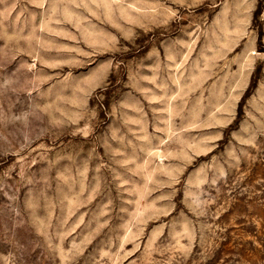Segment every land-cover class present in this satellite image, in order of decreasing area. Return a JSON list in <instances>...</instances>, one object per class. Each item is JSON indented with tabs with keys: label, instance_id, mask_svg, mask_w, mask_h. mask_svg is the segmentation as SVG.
<instances>
[{
	"label": "rangeland",
	"instance_id": "rangeland-1",
	"mask_svg": "<svg viewBox=\"0 0 264 264\" xmlns=\"http://www.w3.org/2000/svg\"><path fill=\"white\" fill-rule=\"evenodd\" d=\"M259 0H0V264H264Z\"/></svg>",
	"mask_w": 264,
	"mask_h": 264
},
{
	"label": "trees",
	"instance_id": "trees-1",
	"mask_svg": "<svg viewBox=\"0 0 264 264\" xmlns=\"http://www.w3.org/2000/svg\"><path fill=\"white\" fill-rule=\"evenodd\" d=\"M264 10V0H259V7L256 11V16H260Z\"/></svg>",
	"mask_w": 264,
	"mask_h": 264
}]
</instances>
